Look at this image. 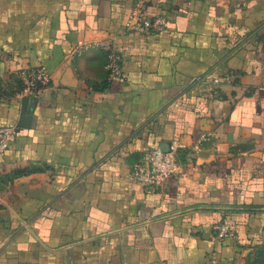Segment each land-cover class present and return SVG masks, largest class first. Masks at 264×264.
<instances>
[{"label":"crops","instance_id":"obj_1","mask_svg":"<svg viewBox=\"0 0 264 264\" xmlns=\"http://www.w3.org/2000/svg\"><path fill=\"white\" fill-rule=\"evenodd\" d=\"M143 3L167 26L126 28ZM0 124V264H245L264 246V0H0ZM171 144L181 172L134 181Z\"/></svg>","mask_w":264,"mask_h":264},{"label":"built area","instance_id":"obj_2","mask_svg":"<svg viewBox=\"0 0 264 264\" xmlns=\"http://www.w3.org/2000/svg\"><path fill=\"white\" fill-rule=\"evenodd\" d=\"M143 9L144 3L134 7L125 22L126 28L147 32L161 30L167 26L168 20L165 14L160 12L145 14ZM82 47L83 45H75L73 51L78 52ZM104 49L106 51L104 67L107 79L109 81L124 80L120 53L111 44H105ZM18 74L23 79L20 95H35L49 83L51 78V73L43 62L22 67L18 70ZM231 76L232 72H227L224 78L230 80ZM214 81H218V78L215 77ZM13 135V126L0 124V153L7 149ZM181 165L177 147L173 144L167 148L158 145L149 149L141 158L133 161L131 175L134 181L139 184L156 187L163 183L166 177L180 173ZM213 227L219 237L232 235L234 232V228L227 222H217Z\"/></svg>","mask_w":264,"mask_h":264},{"label":"trees","instance_id":"obj_3","mask_svg":"<svg viewBox=\"0 0 264 264\" xmlns=\"http://www.w3.org/2000/svg\"><path fill=\"white\" fill-rule=\"evenodd\" d=\"M255 252L256 256L253 259L248 260L245 264H248L249 262H253L255 264H264V246L258 247Z\"/></svg>","mask_w":264,"mask_h":264},{"label":"water","instance_id":"obj_4","mask_svg":"<svg viewBox=\"0 0 264 264\" xmlns=\"http://www.w3.org/2000/svg\"><path fill=\"white\" fill-rule=\"evenodd\" d=\"M29 96H30V95L25 94V95H23V97L21 98L22 106H23V107H25V105H26V103H27V100H28V97H29Z\"/></svg>","mask_w":264,"mask_h":264},{"label":"rangeland","instance_id":"obj_5","mask_svg":"<svg viewBox=\"0 0 264 264\" xmlns=\"http://www.w3.org/2000/svg\"><path fill=\"white\" fill-rule=\"evenodd\" d=\"M248 264H255V263H253V262H249Z\"/></svg>","mask_w":264,"mask_h":264}]
</instances>
